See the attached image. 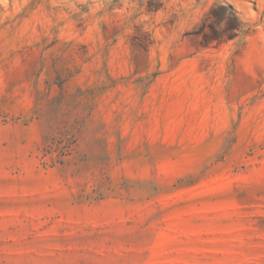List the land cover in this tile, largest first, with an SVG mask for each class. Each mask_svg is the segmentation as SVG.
I'll list each match as a JSON object with an SVG mask.
<instances>
[{"label":"rangeland","instance_id":"rangeland-1","mask_svg":"<svg viewBox=\"0 0 264 264\" xmlns=\"http://www.w3.org/2000/svg\"><path fill=\"white\" fill-rule=\"evenodd\" d=\"M0 264H264V0H0Z\"/></svg>","mask_w":264,"mask_h":264},{"label":"trees","instance_id":"trees-1","mask_svg":"<svg viewBox=\"0 0 264 264\" xmlns=\"http://www.w3.org/2000/svg\"><path fill=\"white\" fill-rule=\"evenodd\" d=\"M223 8H224V10H227L226 8H228V7L224 6ZM228 10H230L228 13V18H230L231 22H234L235 24L234 25L231 24L227 29H225V32H228L229 37L233 38L235 36L234 32L239 29L238 28L239 24L237 23L238 19H237V15L235 14V12H233L231 10V8H229ZM212 32H213V34L210 37H208V40H220L222 38L223 34H218L214 28H213ZM50 149H52V148H50Z\"/></svg>","mask_w":264,"mask_h":264}]
</instances>
